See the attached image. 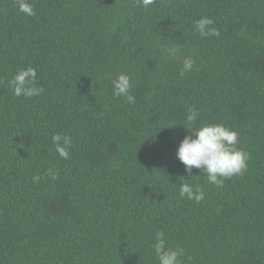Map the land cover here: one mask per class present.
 Segmentation results:
<instances>
[{"label":"trees","instance_id":"obj_1","mask_svg":"<svg viewBox=\"0 0 264 264\" xmlns=\"http://www.w3.org/2000/svg\"><path fill=\"white\" fill-rule=\"evenodd\" d=\"M29 2L34 16L0 0V264H157V231L185 264H264V0ZM202 17L218 37L194 32ZM26 67L38 96L8 85ZM119 73L134 104L112 95ZM189 109L193 127L239 133L243 175L217 187L185 174L175 152ZM57 133L71 137L67 160ZM181 183L204 199L181 198Z\"/></svg>","mask_w":264,"mask_h":264},{"label":"clouds","instance_id":"obj_2","mask_svg":"<svg viewBox=\"0 0 264 264\" xmlns=\"http://www.w3.org/2000/svg\"><path fill=\"white\" fill-rule=\"evenodd\" d=\"M156 0H137L138 6L149 8ZM19 13L25 16H34L35 11L29 0H15ZM210 17H202L194 22V32L201 37L219 36ZM160 51L166 59H176L180 56L181 49L176 44H161ZM195 60L192 56H184L181 60L179 76L183 77L193 70ZM36 70L26 67L19 70L9 81L8 85L17 97H34L43 91L36 86ZM132 78L129 74L119 73L111 79L112 95L123 97L131 105L135 103V97L130 93ZM199 113L195 109H189L185 127L191 135H186L179 142L175 155L178 161L184 166L185 174L192 177L193 169H198L207 177V181L217 187H221L224 180L234 176L243 175L248 167L249 154L238 147L239 133L223 123L204 124L193 127ZM55 151L64 160L69 159V148L71 137L63 134H55L52 137ZM52 178L55 179V175ZM38 181L39 176L34 177ZM179 196L186 197L197 203L204 199V191L199 186L188 183H181ZM153 252L157 264H185L182 257L185 256L181 247H169L163 231H157L154 236ZM187 264H191L192 257L186 258Z\"/></svg>","mask_w":264,"mask_h":264}]
</instances>
